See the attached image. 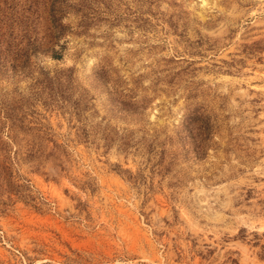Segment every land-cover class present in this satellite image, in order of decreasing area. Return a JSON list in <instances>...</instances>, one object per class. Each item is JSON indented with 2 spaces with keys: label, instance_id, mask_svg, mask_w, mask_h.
I'll list each match as a JSON object with an SVG mask.
<instances>
[{
  "label": "rangeland",
  "instance_id": "1",
  "mask_svg": "<svg viewBox=\"0 0 264 264\" xmlns=\"http://www.w3.org/2000/svg\"><path fill=\"white\" fill-rule=\"evenodd\" d=\"M0 264H264V0H0Z\"/></svg>",
  "mask_w": 264,
  "mask_h": 264
}]
</instances>
